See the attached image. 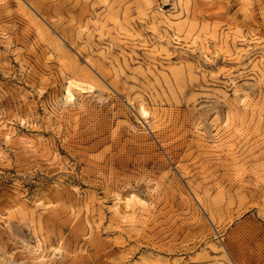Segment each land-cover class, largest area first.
Wrapping results in <instances>:
<instances>
[{
  "label": "rangeland",
  "instance_id": "1",
  "mask_svg": "<svg viewBox=\"0 0 264 264\" xmlns=\"http://www.w3.org/2000/svg\"><path fill=\"white\" fill-rule=\"evenodd\" d=\"M0 264H264V0H0Z\"/></svg>",
  "mask_w": 264,
  "mask_h": 264
},
{
  "label": "bare ground",
  "instance_id": "2",
  "mask_svg": "<svg viewBox=\"0 0 264 264\" xmlns=\"http://www.w3.org/2000/svg\"><path fill=\"white\" fill-rule=\"evenodd\" d=\"M74 84H76V85H78V83L76 82V80H72V79H70L69 80V85L66 87V89H67V94H68V96L72 99V98H74V96H75V93H74V91H73V89H72V87H73V85ZM29 147H27V149L28 150H36L37 149V144L35 143V142H31L29 145H28ZM118 198H119V196H118ZM117 198V199H118ZM122 198V197H121ZM128 199V198H127ZM127 199H126V201H127ZM121 200V199H120ZM119 203V202H118ZM127 203V202H126ZM130 204V203H129ZM118 206V205H117ZM125 207H126V205H125ZM117 208H119V206L117 207ZM127 208H128V206H127ZM127 210V209H126Z\"/></svg>",
  "mask_w": 264,
  "mask_h": 264
}]
</instances>
